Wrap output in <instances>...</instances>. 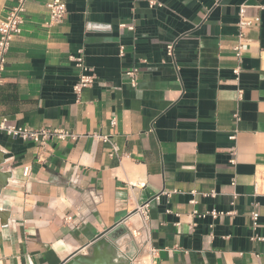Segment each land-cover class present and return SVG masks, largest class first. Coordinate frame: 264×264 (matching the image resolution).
<instances>
[{
	"label": "crops",
	"instance_id": "1",
	"mask_svg": "<svg viewBox=\"0 0 264 264\" xmlns=\"http://www.w3.org/2000/svg\"><path fill=\"white\" fill-rule=\"evenodd\" d=\"M18 1L0 0V22ZM50 1L26 4L0 121L79 137L43 150L0 131L12 172L0 195V264L92 256L93 240L120 223L117 250L102 247L91 264H264V239L253 240L264 238V0H65L55 24ZM242 4L260 21L246 30L237 80ZM79 50L96 80L77 95ZM93 133L112 136L120 156ZM146 202L148 233L136 213ZM212 209L230 213L213 219Z\"/></svg>",
	"mask_w": 264,
	"mask_h": 264
},
{
	"label": "built area",
	"instance_id": "2",
	"mask_svg": "<svg viewBox=\"0 0 264 264\" xmlns=\"http://www.w3.org/2000/svg\"><path fill=\"white\" fill-rule=\"evenodd\" d=\"M29 1H36V0H19L18 4L9 12L7 17L0 22V83L2 78V73L6 67L7 60H8V53L10 51L13 39L16 35L20 34L22 31V26L24 23V14L26 12V4ZM148 4L150 7L155 6H162L160 0H148ZM50 10V17H49V24H55L62 22L65 18L67 13V3L65 0H51L47 4ZM253 6L249 4H242L239 7L238 12V21L237 27L239 29L237 35V43L234 46L235 56L238 60V64L233 69V73L236 75V79L238 80L241 74V62L244 56V52L247 50V38H246V30L260 21L259 15L250 16L248 14L249 8ZM259 9H263L264 6L258 5L256 6ZM121 27H127L130 30L134 29V26H127L126 24H121ZM121 55L124 54L123 50H121ZM167 53L169 55H173V45H169L167 47ZM70 60L75 63V66L79 70V77L77 82L75 83L73 89L77 95H80L81 92L95 83L96 76L92 72V69L85 63L83 52L79 50L77 55L70 56ZM131 77V83L133 86L137 85V69L130 70L127 73ZM243 90H239V98H242ZM238 119V114L235 115ZM112 126L117 124V119L112 118L110 121ZM0 131L5 132L7 135L20 139L23 142H30L34 143L43 150H45L51 141L53 140H67L72 139L75 140L79 136L74 132L64 129V128H54V127H39V128H32L29 126H19L15 124H8L7 117L3 116L2 120L0 121ZM93 138L98 139L110 146V155L112 157H119V147L116 141L112 138V136L108 134H101V133H93L91 135ZM231 139L235 140L236 135H232ZM232 158L230 162L232 164L236 163V148H233L231 151ZM193 195L196 193L195 191L192 192ZM203 195H215L214 192L212 193H204ZM191 203H196V200L193 198ZM136 213L139 215L143 230L144 232L148 233V221L150 219V204L148 202L143 203L138 206ZM230 212H223L218 211L216 209H212L206 212L205 215H211L213 219H217L224 215L229 214ZM251 217L253 220V227L254 230L258 227V213L254 210L251 212ZM263 240L264 238L255 234L253 236V240ZM157 264V263H153Z\"/></svg>",
	"mask_w": 264,
	"mask_h": 264
},
{
	"label": "water",
	"instance_id": "3",
	"mask_svg": "<svg viewBox=\"0 0 264 264\" xmlns=\"http://www.w3.org/2000/svg\"><path fill=\"white\" fill-rule=\"evenodd\" d=\"M6 162L5 154L3 151L0 150V195L4 188H6L9 185V179L12 177V172L4 170V164ZM6 213L5 211L0 209V217L2 218L3 222L5 223L7 218H4ZM120 230H124V232L127 231L124 224H116L115 226L108 229L106 232L100 234L97 236L92 244H91V250L93 252L92 256L89 257H82L78 254H74L70 258H68L64 264H91V258L95 256L96 252L99 251L100 248L105 247L107 244H111L115 247L117 250V239L120 237L121 234H119Z\"/></svg>",
	"mask_w": 264,
	"mask_h": 264
},
{
	"label": "bare ground",
	"instance_id": "4",
	"mask_svg": "<svg viewBox=\"0 0 264 264\" xmlns=\"http://www.w3.org/2000/svg\"><path fill=\"white\" fill-rule=\"evenodd\" d=\"M106 248H108L109 250H111L112 252H114L115 247L113 245H111L110 243L106 245ZM101 249V248H100ZM91 261L93 262V258H91Z\"/></svg>",
	"mask_w": 264,
	"mask_h": 264
},
{
	"label": "trees",
	"instance_id": "5",
	"mask_svg": "<svg viewBox=\"0 0 264 264\" xmlns=\"http://www.w3.org/2000/svg\"><path fill=\"white\" fill-rule=\"evenodd\" d=\"M9 87L11 88L12 94L15 95V94L17 93V91H16V86H15V85H9ZM1 89H2V88L0 87V90H1Z\"/></svg>",
	"mask_w": 264,
	"mask_h": 264
}]
</instances>
